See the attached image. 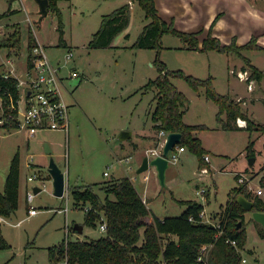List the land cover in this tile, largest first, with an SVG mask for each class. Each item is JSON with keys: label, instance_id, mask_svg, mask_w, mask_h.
I'll return each mask as SVG.
<instances>
[{"label": "rangeland", "instance_id": "rangeland-1", "mask_svg": "<svg viewBox=\"0 0 264 264\" xmlns=\"http://www.w3.org/2000/svg\"><path fill=\"white\" fill-rule=\"evenodd\" d=\"M127 2L132 7L128 28L116 35L111 46H90L104 15ZM155 2L159 15L167 22L174 21L178 29L196 33L199 47L208 36L218 38L226 46L232 42L238 46L248 43L261 45V49H242L241 53L264 71V0ZM10 6L17 11L1 18L0 24H14L5 25L6 32L0 40L19 29L23 32L22 47L18 50L13 48L10 56L7 47H0V73L14 77L25 74L27 36L33 30L34 36L38 35L46 53L54 61L72 49L74 57L69 66L77 67L80 75L68 79L65 84L70 116L68 134L49 129L30 137L25 130H9L0 125L1 190L14 155L19 151L21 156L19 206L6 221L2 216L0 220L3 234L11 244V248L0 250V264L62 262L63 259L51 261L49 247L60 244L64 239H96L106 234L100 223L97 226L85 224L86 210L84 206H75L68 188L63 196L54 194L53 178L49 172L52 159L64 171L71 186L130 177L152 210V214L145 217L149 223L154 216L164 218L182 214L185 207L178 200L194 199L204 204V221L218 225L230 192L241 183L237 177L240 174L253 195L264 199V192H257L260 187L264 191V132L222 128L217 120L219 106L206 97L204 88L197 91L182 77H175L173 82L190 101L184 115L185 122L207 126L196 130L195 134L211 156L207 166L209 173L201 174L199 157L188 147L187 151L180 153L177 162L170 163L166 186L161 185L154 166L141 173L137 171L143 158L146 155L154 157L151 150L159 151L161 147L160 132L152 118L156 89H144V85L159 74L158 58L167 69L183 70L199 78L212 76L218 92L245 100L241 104L243 109L250 111L256 122L264 124V82L256 80L253 89L248 90V82L240 79L237 71L248 70L250 74L252 70L238 52L187 48L188 43L172 33H164L161 49L132 47L151 20L138 0L59 2L68 47L58 46L59 16L52 9L47 15H42L36 0H15L11 5L8 0H0V12H8ZM122 131H130L131 135L120 139ZM141 135L149 136L143 138ZM250 140L254 141L253 156L247 154ZM250 157H256L253 164ZM28 163H31L30 167ZM106 171L109 175L104 174ZM34 174L38 178L29 181L28 176ZM36 186L42 190L28 203L26 191H35ZM31 205L37 207V214L29 213ZM67 205L68 215L57 211ZM256 222L252 212L247 211L243 222L247 229V244L241 250L243 258H246L244 264H264V237L260 235ZM75 225H84L83 231L75 229ZM155 264L166 263L161 260Z\"/></svg>", "mask_w": 264, "mask_h": 264}, {"label": "trees", "instance_id": "trees-1", "mask_svg": "<svg viewBox=\"0 0 264 264\" xmlns=\"http://www.w3.org/2000/svg\"><path fill=\"white\" fill-rule=\"evenodd\" d=\"M61 1L63 0H49V10L52 9L58 14L60 45L67 46L63 38V16L59 6ZM138 2L151 20L144 26L132 47L161 49L164 33H172L188 43L187 48L200 51L238 52L251 68V77L260 83L263 80L264 71L241 53L242 49H261V45L248 43L238 46L232 42V45L226 46L218 38L208 36L203 39L202 46L199 47L196 33L182 31L175 26L174 21L167 22L162 18L158 13L155 0H138ZM131 8L128 2L104 15L100 28L90 41V46H111L116 35L128 28L131 21ZM5 15L7 13L0 14V18ZM37 43L33 30H30L27 44L30 62L32 51ZM3 46L9 49V56L13 48L20 49L22 46L20 30L12 31L6 39L1 40L0 47ZM156 62L158 76L144 85L145 90L156 89L153 97L155 109L152 114L155 128L158 132L164 130L182 133V141L178 145L188 147L196 153L200 167L209 165V162L204 159L208 151L204 148L201 138L194 132L207 126L191 125L185 122L184 115L190 101L173 82L175 77L185 78L197 91L200 88L205 89L206 97L219 106L217 120L222 128H248L252 132H264V124L256 122L246 113L241 106L242 101L216 90L212 76L199 78L183 70L167 69L165 63L159 58ZM5 74L0 75V96L3 98L6 117H9L11 113L14 117L17 115V109L9 106L12 101L16 104L19 98V80L10 74L8 76ZM224 114L226 118H223ZM238 117L247 121L246 126L241 127L237 124ZM9 121L10 123L4 127L9 130L16 129L17 121L14 118H9ZM247 154L255 155L254 141H249ZM240 176H237L238 179ZM20 177L21 158L20 152L17 151L11 161L4 189H0V216L2 217H11L19 206ZM262 183L264 186V179ZM68 189L76 207L91 206V210L85 211V224L97 226L105 218L108 226L106 234L99 238L64 239L60 244L49 247L52 262L67 258V264H155L161 260H165L166 264H242L246 262L243 261L241 250L247 244V229L243 223L247 211L237 201V195L245 194L254 201V210L264 211V199L258 195L254 196L246 182L239 183L230 192V199L218 225L204 221L202 215L204 204L194 199L178 200L185 207L182 214L178 216L164 218L154 216L152 222H147L145 217L150 216L152 210L128 176L103 182L68 185ZM239 221H242V227L238 226ZM257 225L260 235L264 237V227L260 223ZM231 239L236 240L237 243L233 244ZM205 244L212 245L208 251L203 252L202 248ZM9 248L11 244L3 234L0 221V250Z\"/></svg>", "mask_w": 264, "mask_h": 264}, {"label": "built area", "instance_id": "built-area-1", "mask_svg": "<svg viewBox=\"0 0 264 264\" xmlns=\"http://www.w3.org/2000/svg\"><path fill=\"white\" fill-rule=\"evenodd\" d=\"M74 57V51L69 49L65 52L63 62L55 63L46 53L45 48L42 44H37L32 51V61L28 66L25 78H18L20 95L15 102H11L10 108L17 109V115L13 117L12 113L10 116L6 117L3 108V98L0 96V125L6 126L10 123L9 118H14L17 122V128L25 130L31 136L36 135L42 130H62L69 132L70 130V116H69V104L65 99L66 81L70 78L78 77L80 74L77 69L71 68L69 66L70 61ZM67 71V72H66ZM232 72L235 71L232 69ZM9 73L5 74L8 76ZM237 75L240 79L248 82V90L253 89L255 78L251 77L248 70H239ZM238 101H245L242 98H238ZM237 124L241 127L246 126L247 121L241 117H238ZM167 131H160L161 147L157 151L155 149L151 150L152 155H162L163 146L166 142ZM186 150L185 146L177 145L173 150L169 152L168 159L169 162H177L179 160V155ZM204 159L210 162V154H206ZM31 166V163H28ZM201 174H208L209 168L207 166L201 167ZM105 175H109L106 171ZM241 175V174H240ZM38 178L37 174L28 176L29 181H33ZM240 182H244L245 178L241 175L238 179ZM257 192L259 194L263 193V188L260 187ZM37 193L30 190L27 192V198L30 202L34 200ZM146 202V200L144 199ZM85 209L87 211L91 210L90 205H86ZM58 212L68 213L69 206L57 209ZM30 214L38 213L36 206L31 205L29 209ZM0 220L2 217L0 216ZM107 221L105 218L101 220L100 227L102 230H107ZM67 233L69 231V226L67 225ZM229 240V239H228ZM233 244H236V240H230ZM212 244H205L202 248L203 252L208 251ZM246 261V258L243 259ZM54 264H67V258L62 262Z\"/></svg>", "mask_w": 264, "mask_h": 264}, {"label": "water", "instance_id": "water-1", "mask_svg": "<svg viewBox=\"0 0 264 264\" xmlns=\"http://www.w3.org/2000/svg\"><path fill=\"white\" fill-rule=\"evenodd\" d=\"M14 1V0H11ZM40 4V12L42 15H47L49 12V0H37ZM1 75V73H0ZM131 135L130 131H122L120 134V139H125ZM182 141V133L180 132H169L166 136V142L163 146L162 155H155L150 157L146 155L143 158L141 165L138 168V172H144L148 170L151 166H154L157 170V174L162 186H166V171L170 165L168 155L171 150H173ZM50 150V148H49ZM256 157H250V163L253 164ZM49 172L53 178L54 184V194L57 196H63L65 188H67V181L64 171L58 166V164L52 159L49 164ZM40 188L35 187V192H39ZM237 201L242 205L246 211H251L253 214V219L260 223L264 227V211L254 210V201L249 199L245 194L240 193L236 197ZM242 223L239 222L240 226ZM75 229L83 231V226L75 225Z\"/></svg>", "mask_w": 264, "mask_h": 264}, {"label": "crops", "instance_id": "crops-1", "mask_svg": "<svg viewBox=\"0 0 264 264\" xmlns=\"http://www.w3.org/2000/svg\"><path fill=\"white\" fill-rule=\"evenodd\" d=\"M9 1V3H10V5L15 1H11V0H8ZM37 1V0H36ZM38 2V1H37ZM128 3V2H127ZM38 9H39V11H40V4L38 3V7H37ZM48 8H49V6H48ZM34 10V9H33ZM49 10V9H48ZM17 10H14V9H12V6H10L9 7V10H8V12L7 11H4V12H7V15H9V14H11V13H14V12H16ZM4 12H0V14H2V13H4ZM41 13V12H40ZM28 17H30V16H28ZM3 18V17H2ZM1 19V18H0ZM17 22H19V21H17ZM12 24H14V22L13 23H7V24H0V36L2 35V34H4L6 31H5V29H4V27H5V25H12ZM10 34V33H9ZM22 34H23V32H22V30H21V38H22ZM28 37H29V34H28V36H27V44H28ZM35 38L37 39V42L39 43V44H42L41 42H40V39H39V37H38V35H35ZM64 38V37H63ZM1 41V40H0ZM37 43V44H38ZM60 40H58V46H62V45H60ZM65 43H66V45L67 46H62V47H68V43H67V41L65 40ZM43 45V44H42ZM22 47V46H21ZM64 54H65V52H64ZM64 54H63V57L61 58V59H58V60H53L55 63H61V62H63V58H64ZM8 56H9V54H8ZM51 58V57H50ZM250 59V58H249ZM9 61L12 63V60H10L9 59ZM72 61V60H71ZM70 61V62H71ZM31 64V62H30V57H29V53H28V61H27V64H26V68H25V74L24 75H21V76H17L18 78H25V75H26V71H27V69H28V66ZM254 64V63H253ZM255 65V64H254ZM256 66V65H255ZM258 67V66H257ZM74 69H78L77 67H74ZM260 69V68H259ZM262 70V69H261ZM16 77V76H15ZM264 82V79L261 81V83H263ZM68 91V90H67ZM65 94V93H64ZM245 110V109H244ZM246 111V110H245ZM246 113L252 118V116H251V113H250V111L248 112V110L246 111ZM225 115V117L224 118H226V114H224ZM253 119V118H252ZM154 121V120H153ZM154 125H155V121H154ZM70 131V130H69ZM67 133V132H66ZM29 134V133H28ZM68 134V133H67ZM194 134H195V132H194ZM196 135V134H195ZM29 136L30 137H33V136H31L30 134H29ZM144 136H149V135H141V137H143L144 138ZM197 136V135H196ZM204 148L208 151V149L204 146ZM185 151H187V150H185ZM185 151H183V152H185ZM182 152V153H183ZM209 154V153H208ZM20 158H21V156H20ZM210 163V162H209ZM35 165V164H34ZM170 166V165H169ZM168 169H169V167H168ZM168 169H167V171H168ZM166 171V172H167ZM166 181H167V179H166ZM67 184H68V182H67ZM69 185V184H68ZM37 187V186H36ZM29 189H27V191H28ZM34 190H35V187H34ZM27 191H26V200L28 201V203H31L29 200H28V198H27ZM39 191H41V189L39 190ZM36 193H38V192H36ZM20 194H21V182H20ZM20 194H19V201H20ZM141 195H143L144 196V194H141ZM143 199H144V197H143ZM29 208H30V206L28 207V211H29ZM37 214V213H36ZM68 215V214H67ZM158 217V216H157ZM6 219L7 218H5V221H6ZM84 229V228H83Z\"/></svg>", "mask_w": 264, "mask_h": 264}, {"label": "bare ground", "instance_id": "bare-ground-1", "mask_svg": "<svg viewBox=\"0 0 264 264\" xmlns=\"http://www.w3.org/2000/svg\"><path fill=\"white\" fill-rule=\"evenodd\" d=\"M7 74V73H6ZM66 181H67V179H66ZM40 188V187H39ZM67 188H68V184H67ZM67 188H65V192H64V194L67 192ZM41 190H42V188H40ZM36 193V192H35ZM64 208V207H63ZM85 208V207H84ZM59 209H61V208H59ZM86 210V209H85ZM87 211V210H86ZM68 214V213H67ZM66 214V215H67ZM52 264H54V263H52Z\"/></svg>", "mask_w": 264, "mask_h": 264}]
</instances>
